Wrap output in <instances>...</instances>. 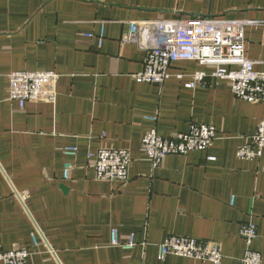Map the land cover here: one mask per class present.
I'll return each instance as SVG.
<instances>
[{
	"label": "crops",
	"instance_id": "crops-1",
	"mask_svg": "<svg viewBox=\"0 0 264 264\" xmlns=\"http://www.w3.org/2000/svg\"><path fill=\"white\" fill-rule=\"evenodd\" d=\"M195 18L245 22L247 58L264 60V0H0V252L26 250L27 264H209L158 259L157 245L178 236L218 243L221 264H242L239 229L251 220L264 264V152L235 155L264 104L235 98L224 81L187 88L193 73H210L194 62L173 63L161 86L138 84L145 51L121 42L129 23ZM21 71L59 74L55 103L7 101V76ZM191 122L215 128L212 147L152 170L143 136L187 133ZM101 148L129 152L127 182L95 179L90 155ZM113 229L135 247L110 246Z\"/></svg>",
	"mask_w": 264,
	"mask_h": 264
},
{
	"label": "built area",
	"instance_id": "built-area-1",
	"mask_svg": "<svg viewBox=\"0 0 264 264\" xmlns=\"http://www.w3.org/2000/svg\"><path fill=\"white\" fill-rule=\"evenodd\" d=\"M246 23L227 19L195 18L187 20L151 21L129 23L122 35V43H132L145 51L143 68L132 76L138 84L163 85L171 77L170 66L175 62H194L199 67L210 69L195 72L189 76L187 88L193 89L206 79L215 82L224 81L233 96L250 104H264V71H257L256 65H264V60L254 62L247 58L245 50ZM143 40H138L139 36ZM104 27L97 37L101 45ZM85 38H93L92 34ZM182 75H176L179 80ZM7 101L15 102L22 110L26 103H55L57 99V82L59 74L45 72H13L7 76ZM155 124L157 115L145 117ZM216 130L212 125L191 122L187 133H174L162 137L152 127L141 140V149L151 169L161 167L170 155L184 156L190 152L207 151L216 140ZM264 152V119L259 121L256 132L249 137L247 145L236 149V158L254 161ZM65 155L75 157L77 149L67 147ZM92 167L97 181L125 183L128 169L132 163L128 151L114 148H101L94 155ZM67 173H64V178ZM231 199L230 204L233 205ZM239 237L244 243L242 264H262L261 255L253 250L257 238V228L251 220L243 223ZM33 245L38 246L34 236ZM110 246L129 250L135 247L131 235L126 243L119 241L116 229L111 230ZM51 252V251H50ZM32 254L23 249L0 252L3 264H27ZM158 259L168 256L185 258L209 264H221L223 255L218 243L201 241L194 238L169 236L157 245Z\"/></svg>",
	"mask_w": 264,
	"mask_h": 264
}]
</instances>
